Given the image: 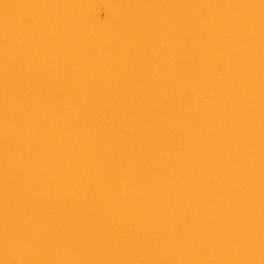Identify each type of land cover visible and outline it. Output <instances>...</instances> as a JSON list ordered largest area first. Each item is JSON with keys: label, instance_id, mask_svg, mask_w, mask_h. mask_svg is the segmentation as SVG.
<instances>
[{"label": "water", "instance_id": "water-1", "mask_svg": "<svg viewBox=\"0 0 264 264\" xmlns=\"http://www.w3.org/2000/svg\"><path fill=\"white\" fill-rule=\"evenodd\" d=\"M0 264H264V0H0Z\"/></svg>", "mask_w": 264, "mask_h": 264}]
</instances>
